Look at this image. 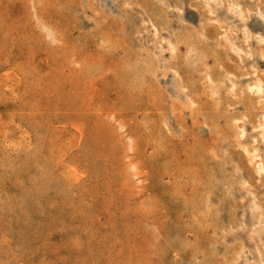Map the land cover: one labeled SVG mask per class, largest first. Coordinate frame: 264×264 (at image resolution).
<instances>
[{
	"label": "rangeland",
	"instance_id": "rangeland-1",
	"mask_svg": "<svg viewBox=\"0 0 264 264\" xmlns=\"http://www.w3.org/2000/svg\"><path fill=\"white\" fill-rule=\"evenodd\" d=\"M257 81L264 0H0V264H264Z\"/></svg>",
	"mask_w": 264,
	"mask_h": 264
},
{
	"label": "bare ground",
	"instance_id": "bare-ground-1",
	"mask_svg": "<svg viewBox=\"0 0 264 264\" xmlns=\"http://www.w3.org/2000/svg\"><path fill=\"white\" fill-rule=\"evenodd\" d=\"M109 31V30H108ZM225 71V70H224ZM253 88V87H252ZM254 88H255V91L257 93H260L262 91H264V82L262 81H257L256 84H254ZM261 99V98H260ZM230 102V101H229ZM176 109V108H175ZM264 114V113H263ZM230 117V116H229ZM263 117V122H262V125H261V129L264 131V115L262 116ZM184 118V117H183ZM208 125V124H207ZM213 128V127H212ZM261 130V131H262ZM264 133V132H263ZM257 154H255L254 156H256ZM258 168V167H257ZM201 235V234H200Z\"/></svg>",
	"mask_w": 264,
	"mask_h": 264
}]
</instances>
